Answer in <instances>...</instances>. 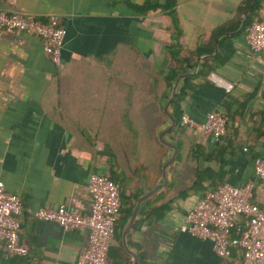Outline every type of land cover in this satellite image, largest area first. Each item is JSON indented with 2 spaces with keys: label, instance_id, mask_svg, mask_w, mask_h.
<instances>
[{
  "label": "crops",
  "instance_id": "crops-1",
  "mask_svg": "<svg viewBox=\"0 0 264 264\" xmlns=\"http://www.w3.org/2000/svg\"><path fill=\"white\" fill-rule=\"evenodd\" d=\"M142 1L0 0V8L7 12L32 13L41 20L53 14L64 29L61 65L56 67L44 52L41 38L0 28V180L7 191L20 196L24 206L64 204L88 212L86 182L90 172L107 174L112 169L122 178L125 194H137L142 180L149 187L157 180L152 174L146 179L128 176L123 169L128 155L120 156L121 164L115 165L107 147L93 142L92 134L81 130L73 136L69 131L75 121L85 126L89 111L96 112L95 124L101 127L104 112L119 109V88L109 81L118 78V72L105 69L110 59L112 68L118 66L121 51L132 49L155 68L163 65L171 18L164 10L139 12L133 8ZM241 1L174 0L173 6L181 52L211 47L200 52L189 68L200 54H208L199 59L198 71L200 61L214 57L219 41L227 37L222 43L230 53L209 72L231 81L233 88L226 93L214 86L206 79L208 72L196 80L183 105L184 112L197 123L208 110L226 112V133L238 146L226 166L224 181L235 185L256 183L253 158L264 157V53L253 52L244 34L232 35L239 30L241 17L234 29L213 34L234 18ZM215 41L217 51L212 54ZM132 105L129 109H135ZM190 128H194L192 141H207L196 127ZM206 164L214 167L212 162H197L198 166ZM190 165H194L193 160L178 168L180 177L188 175ZM197 198L190 192L176 197L160 218L129 229L144 264H240L239 250L227 257L218 256L208 240L178 229ZM19 221V241L27 252L8 256L0 247V264H71L85 245L86 229L65 231L55 222L33 219L25 213ZM111 245L116 246L114 238ZM128 258L120 252L115 263L127 264Z\"/></svg>",
  "mask_w": 264,
  "mask_h": 264
},
{
  "label": "trees",
  "instance_id": "trees-1",
  "mask_svg": "<svg viewBox=\"0 0 264 264\" xmlns=\"http://www.w3.org/2000/svg\"><path fill=\"white\" fill-rule=\"evenodd\" d=\"M263 1L253 0L250 3L242 26L232 35L245 34L251 22L258 18L260 5ZM248 2L249 0H242L237 5L234 18L218 26L213 34L234 29ZM173 6L174 0H163L162 2L159 0H143L141 3L133 4V8L139 12L164 10L171 18L170 42L165 46L166 58L163 65L161 68H155L137 51L132 49L121 51L118 66L112 68L110 59L105 69L108 73H111V70H117L118 72V78L113 80L109 78V81L119 88V109L104 112V125L101 127L95 124L96 112L89 111L85 126H80L79 122L75 121L73 122L74 127L69 129L73 136L78 135L75 131L80 132L81 130L87 132L88 135L92 134L93 142H98L107 147L108 156L115 165L121 164L120 156L128 155V165L123 166L124 172L128 176L143 177L145 179L150 174L155 177L159 176L161 159L167 150L156 137V127L166 119L162 111L161 98L169 90L183 63L192 66L200 52L211 49V47L209 49L196 47L194 50L181 52L180 31L175 23ZM226 38L219 41V52L214 57L202 59L198 71L182 79L181 87L170 100V109L174 114V124L167 131V136L175 143L177 148L168 168L171 178L166 187L145 199L138 210L140 218L134 220L130 230L139 227L142 221L160 218L169 209L174 198L184 197L189 192L200 197L207 188H214L224 182L227 174L226 166L234 156L235 148L238 146V144H233L229 140L230 135L228 136V133H226V112L219 110L225 119V133L217 141H192L190 135L194 128L181 125L180 116L184 112V99L197 85L196 80L204 78L215 65L222 63L230 53V48L224 47L222 43ZM222 54H225V56H222ZM123 103L124 105H122ZM125 103L130 106L129 108L134 104L135 109H129ZM82 143L84 142L82 141ZM200 159L207 163H214V167L208 164L198 166L197 162ZM191 160H193L194 165H190L188 175L184 178L180 177L178 168ZM107 175L116 183L121 199V206L112 236V239L116 240V246H112L110 242L107 250V257L112 264H116L115 259L120 252L125 258L128 257L120 245L119 236L121 226L135 202L136 191L125 194L126 187L122 178L116 175L112 169L107 172ZM170 190L173 193L166 195L165 192ZM240 224L241 220H236L231 228V233H236ZM128 241L131 245L137 246L130 240V231ZM233 250L235 249H231L230 253ZM136 264H144L138 248Z\"/></svg>",
  "mask_w": 264,
  "mask_h": 264
},
{
  "label": "built area",
  "instance_id": "built-area-1",
  "mask_svg": "<svg viewBox=\"0 0 264 264\" xmlns=\"http://www.w3.org/2000/svg\"><path fill=\"white\" fill-rule=\"evenodd\" d=\"M0 28L38 36L49 60L56 67L61 65L64 29L55 15L49 14L41 20L32 13L7 12L0 8ZM244 39L253 52L264 53V1ZM206 79L226 93L233 88L231 81L212 71ZM180 123L196 127L199 136L209 141H217L225 133V119L217 109L208 110L199 123L183 112ZM253 173L256 183L245 181L235 185L224 181L204 190L184 214L178 229L208 240L218 256L227 257L231 249H237L240 264H264V157L253 158ZM86 192L89 199L86 213L64 204L31 208L22 204L17 193L7 191L0 180V247L4 253L26 254L25 246L19 241V216L25 213L33 219L55 222L65 231L86 229L85 245L71 264H112L107 250L121 206L117 185L107 174L90 172ZM236 220H241V224L233 234L231 228Z\"/></svg>",
  "mask_w": 264,
  "mask_h": 264
},
{
  "label": "water",
  "instance_id": "water-1",
  "mask_svg": "<svg viewBox=\"0 0 264 264\" xmlns=\"http://www.w3.org/2000/svg\"><path fill=\"white\" fill-rule=\"evenodd\" d=\"M253 0H249L248 4L246 5L244 12L241 16L238 28L242 26L244 18L246 16L248 7ZM217 51V44L216 41L214 42V50L212 54L216 53ZM209 54V55H212ZM208 56V54H200L197 58V61L194 67L191 69L187 66V64H183V68L177 73L174 77V80L167 91V93L161 98L162 102V111L165 114V121L162 122L156 132V137L159 143L164 145L167 148L166 156L161 160L160 163V174L155 181V183L149 187L146 185L145 180L141 181L140 188L136 194L135 202L131 209L129 210L125 221L123 222L121 229H120V244L123 250L129 255L127 264H136L137 260V251L135 248H132L128 243V231L134 222V220L138 217V210L142 206V203L148 197L152 196L155 192L159 191L161 188L165 187L169 182V165L171 164L175 154H176V145L172 140L167 136V131L173 126L174 124V114L170 109V100L173 98L175 93L182 85V79L190 74H193L197 71L199 59L202 57Z\"/></svg>",
  "mask_w": 264,
  "mask_h": 264
}]
</instances>
